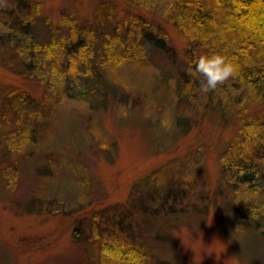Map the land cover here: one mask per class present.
Instances as JSON below:
<instances>
[{
  "label": "rangeland",
  "instance_id": "rangeland-1",
  "mask_svg": "<svg viewBox=\"0 0 264 264\" xmlns=\"http://www.w3.org/2000/svg\"><path fill=\"white\" fill-rule=\"evenodd\" d=\"M138 19L164 29L173 53L155 52ZM23 24L28 30L17 28ZM174 30L133 0H0V264H101L99 243L90 256L85 242L94 221L130 204L147 207L130 237L142 238L148 264H264V158L248 152L264 146V131L241 133L230 121L245 105L237 119L252 126L264 97L244 85L231 90L233 77L207 95L199 82L173 94L192 68ZM105 33L119 35L115 59L139 44L147 62L105 65ZM80 37L91 46L75 61L67 49ZM53 42L59 50L40 49ZM234 148L239 158L246 150L258 172L247 199ZM156 173L187 187L173 220L154 211L144 186L137 189ZM156 230L171 241L159 242Z\"/></svg>",
  "mask_w": 264,
  "mask_h": 264
},
{
  "label": "trees",
  "instance_id": "trees-1",
  "mask_svg": "<svg viewBox=\"0 0 264 264\" xmlns=\"http://www.w3.org/2000/svg\"><path fill=\"white\" fill-rule=\"evenodd\" d=\"M139 5L140 10L151 9L157 13H161V17L166 20L169 25H172L174 31L181 34L186 40V57L188 58V64L191 65L190 73H182V81L177 85H174L173 94L179 91L187 92L191 90V87L198 86L201 77L194 71V65L201 55H211L213 53H219L226 56L235 66V73L232 76L234 78V84L231 90L235 89L238 84L244 85L247 91H258L260 97H264V0H133ZM28 5V4H27ZM26 5L27 10H40L38 5ZM26 10V11H27ZM18 17V14L15 13ZM23 21H29L31 16L22 15ZM22 21V23H23ZM141 36L145 42L150 44L155 52H163L165 54L173 53V49L169 47V37L165 33V30L161 27H154L153 21H141ZM16 24V21L13 22ZM16 28V25H15ZM20 30H28V24H23L17 27ZM119 31V30H117ZM106 42H103V46L106 51V58L104 63L107 65L111 61L114 65L118 64L119 60L133 61V62H147L148 58L139 44H134L131 48H125L123 56H119V60L115 59V43L118 42L119 35L114 36L113 33H105ZM80 39L74 43V45L67 49L70 55H74V59L81 54L87 53L90 49V42L86 39L82 41ZM10 41V39H9ZM53 41V40H52ZM51 41V42H52ZM81 42L83 44H81ZM61 45L53 42L50 46H44L40 49L55 48L59 50ZM28 49V48H27ZM64 50V48H63ZM49 53V52H48ZM20 54V53H18ZM50 55V54H49ZM115 60H118L116 63ZM68 60L65 65L74 64ZM25 68L28 70L32 68L30 62H24ZM68 65V66H69ZM23 66V64H22ZM70 68V66H69ZM94 79V78H93ZM225 88V87H223ZM246 91L244 92V94ZM243 94V95H244ZM246 97L233 98L232 104L240 103ZM249 99V98H248ZM258 97L250 98V100H256ZM181 103V101H179ZM245 110V105L242 106V110ZM234 113L231 116V123L239 125L240 132L243 129H261L264 131V111L257 114L258 119L254 120L252 126L245 125L246 119H237V116L241 114ZM224 118H227V114L223 111ZM222 115V114H221ZM184 126V123L182 122ZM26 132V137L27 136ZM29 138V137H28ZM27 138V139H28ZM19 141V145H20ZM253 144V142H252ZM22 145V144H21ZM254 149V150H253ZM253 152L255 160L259 161L264 158V146L250 147L248 152ZM243 153L242 158H239L241 154L238 148L231 149L232 156L237 164L238 179L241 180L242 185L246 186L242 197L247 199V196L254 195L257 191L255 181L258 179L257 170L252 169V163L250 159L246 157V150L241 151ZM229 162L226 163L228 165ZM257 169H261L256 166ZM226 169V168H225ZM185 185V184H184ZM179 182L174 176H165L164 173L154 174L146 181L142 182L137 189H142L143 186L149 193L151 202L154 205V211L159 212L163 220H173L178 214L176 213L175 204L180 202L183 198L181 192L186 190L187 187ZM143 188V189H144ZM238 192V191H237ZM239 193V192H238ZM147 207H133L132 204L128 208H123L119 214L114 213L106 220L94 221L92 226L94 236L92 239H88L87 243L90 256H94L95 243H99L100 250V263L101 264H148L150 262L149 254L145 253L142 247L146 244L139 241L137 236L131 239L130 236L135 235L133 229L137 226V220H134L135 215L144 212ZM230 209V206H227ZM239 210V209H238ZM142 211V212H141ZM258 211V210H257ZM256 211V212H257ZM227 211H225L226 213ZM175 214V215H174ZM155 215V212H152ZM156 220V217L153 218ZM157 222H154L150 231L142 232L144 237L153 232L157 227ZM81 223V222H79ZM82 227L76 230L74 234L75 241L82 237L80 232ZM159 230L155 233L159 235ZM79 232V234H78ZM83 232V231H82ZM161 236H157V240H160ZM77 238V239H76ZM163 243L171 241V238H162ZM161 239V240H162ZM159 242H162V241ZM79 241V240H77ZM171 244V243H170ZM141 246V247H140ZM164 262L167 258L164 256Z\"/></svg>",
  "mask_w": 264,
  "mask_h": 264
},
{
  "label": "clouds",
  "instance_id": "clouds-1",
  "mask_svg": "<svg viewBox=\"0 0 264 264\" xmlns=\"http://www.w3.org/2000/svg\"><path fill=\"white\" fill-rule=\"evenodd\" d=\"M234 64L224 55L213 53L198 57L194 71L201 77L199 92L207 95L224 85L235 73Z\"/></svg>",
  "mask_w": 264,
  "mask_h": 264
}]
</instances>
